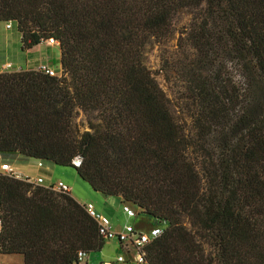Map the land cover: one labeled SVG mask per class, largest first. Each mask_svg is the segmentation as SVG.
<instances>
[{
    "label": "trees",
    "instance_id": "16d2710c",
    "mask_svg": "<svg viewBox=\"0 0 264 264\" xmlns=\"http://www.w3.org/2000/svg\"><path fill=\"white\" fill-rule=\"evenodd\" d=\"M181 14L192 62L173 104L148 54ZM0 22L23 50L54 38L61 65L0 72L1 161L74 167L163 224L149 264H264V0H0ZM0 223V254L24 264L106 244L72 195L2 174Z\"/></svg>",
    "mask_w": 264,
    "mask_h": 264
},
{
    "label": "rangeland",
    "instance_id": "374dc122",
    "mask_svg": "<svg viewBox=\"0 0 264 264\" xmlns=\"http://www.w3.org/2000/svg\"><path fill=\"white\" fill-rule=\"evenodd\" d=\"M192 19V14H181L178 16L173 37L163 44H154L148 54L149 68L155 74L160 86L165 90L173 104H177L179 98L185 92V83L183 80L185 77L184 70L186 65L192 62V59L189 58L192 48L188 44V34ZM20 35L21 34L15 27L7 29L6 22H0V72L27 70L32 67H38L42 59H44L43 62L47 65L50 63L47 56L53 53L59 46L58 44L50 46L47 42H44L34 49V51H31L32 49L23 50ZM53 63H51V65H53ZM48 68L54 70L57 74L61 72V66H52ZM184 117L187 122H190V118L187 114H185ZM78 122L80 124L83 123L84 127L87 126V120L81 114L78 117ZM38 163L39 161L37 159H26L21 161L17 160L12 164H14L18 170L25 172L31 177L38 174L43 175L44 178L46 177L45 181L47 183H55L59 180L64 181L72 188L73 196L76 195L81 197V199H83H80L81 201L87 202L91 200L98 203L99 206L105 207L108 211V215L116 221L117 227H121L129 221L122 212L120 198L116 201V204H111L106 201L105 195L93 190L92 187L78 175L74 167L59 166L51 164L50 162H43L44 168L40 169ZM135 219L147 220L153 225V220L149 217L136 216ZM131 222L137 225L135 227H140L136 224V220L132 219ZM141 228L147 232L150 231V226L148 225L141 226ZM117 254V247L108 244L104 256L111 258ZM90 256L92 264H100L101 254L92 252ZM3 263L20 264V261L16 259H6ZM130 264L137 263L133 261Z\"/></svg>",
    "mask_w": 264,
    "mask_h": 264
},
{
    "label": "built area",
    "instance_id": "2783aa9c",
    "mask_svg": "<svg viewBox=\"0 0 264 264\" xmlns=\"http://www.w3.org/2000/svg\"><path fill=\"white\" fill-rule=\"evenodd\" d=\"M7 29H12V24H6ZM48 44L57 45V41L54 38H50L46 41ZM46 72L52 76L58 75L54 70L44 67ZM76 165L79 164L78 161L75 162ZM38 167L44 168L42 161H39ZM0 174L16 178L19 180L26 181L38 186H44L51 190H54L59 193L71 195V187L69 184L65 183L62 180H59L55 183H47L44 177H31L26 173L18 170L14 164L9 162L1 161L0 157ZM88 214L95 219L98 224L100 236L107 241H116L118 242L124 250V253L118 257V262L123 263L127 261V255H130L133 261L137 264H149L146 259V247L152 241L160 237L164 231L163 224H157L153 222L152 228L150 231H143L136 229L132 224H126L121 230H115L112 226L111 220L99 213L93 202H86L83 204ZM123 212L128 217L139 216L135 209H133L129 204L122 205ZM90 253L85 250H80L77 254V264H87V259Z\"/></svg>",
    "mask_w": 264,
    "mask_h": 264
},
{
    "label": "crops",
    "instance_id": "0c3cea01",
    "mask_svg": "<svg viewBox=\"0 0 264 264\" xmlns=\"http://www.w3.org/2000/svg\"><path fill=\"white\" fill-rule=\"evenodd\" d=\"M20 39H21V37H20ZM44 43V42H43ZM43 43H41V44H39V45H36L35 47H33L32 48V50L31 51H34V49H36L38 46H40V45H42ZM48 45H50V46H53V45H51V44H48ZM47 59H48V61L50 62L49 64H45V62H43V60L44 59H42L40 62H41V64L38 66V67H33V68H44V67H60L61 65H60V63H59V59H60V47L58 46V48L56 49V50H54V52L53 53H51V54H49L48 56H47ZM35 60H37V59H35ZM55 62H57V63H54ZM51 63H53V65H51ZM21 172H23V171H21ZM23 173H25V172H23ZM38 176H41V177H44L43 175H41V174H38V175H36V176H33V177H38ZM46 178V177H45ZM44 178V179H45ZM71 190H72V188H71ZM71 195L73 196V193H72V191H71ZM78 202H80V203H82V204H84V203H86L85 201H81V200H83V199H81V197H79V196H73ZM105 200L106 201H108V202H110L111 204H116V201L117 200H119V198L118 197H111V196H106L105 195ZM79 198V199H78ZM81 199V200H80ZM87 202H93L94 204H95V207H96V209H97V211L99 212V213H101V214H103V215H105V216H107L110 220H111V222H112V226H113V228L115 229V230H121L126 224H132L134 227L135 226H137V225H134L131 221H132V219H134V220H136L137 221V223L136 224H138L140 227H135L136 229H139V230H143L142 228H141V226H150V229L152 228V223L150 222V221H147V220H143V219H135V217H128L124 212H123V209H122V212L124 213V215L129 219V221L127 222V223H125L124 225H122L121 227H117V224H116V221L112 218V217H110L109 215H108V211H107V209L105 208V207H101V206H99L98 205V203H96V202H94V201H91V200H88ZM121 202V201H120ZM0 226H1V223H0ZM149 229V230H150ZM143 231H145V230H143ZM108 244H112V245H114V246H116L117 247V249H118V254L116 255V256H114V257H108V256H104V254H105V249H106V247L108 246ZM97 253H99V254H101L102 255V257H101V259H100V264H130L131 262H133V260H132V258L130 257V255H127V261H125V262H123V263H119L118 262V257L119 256H121L123 253H124V250H123V247L118 243V242H116V241H107L106 242V244H105V246H104V248L102 249V251H100V252H97ZM91 254V253H90ZM90 254H89V256H88V259H87V264H92L91 263V256H90ZM6 259H10V260H18V261H20V264H24V257H23V255H21V254H0V263H2V264H5V263H3Z\"/></svg>",
    "mask_w": 264,
    "mask_h": 264
}]
</instances>
